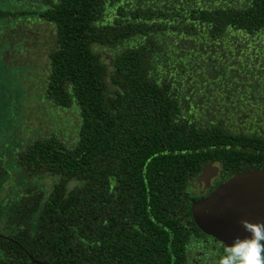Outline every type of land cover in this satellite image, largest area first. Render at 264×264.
I'll return each instance as SVG.
<instances>
[{
	"label": "trees",
	"instance_id": "1",
	"mask_svg": "<svg viewBox=\"0 0 264 264\" xmlns=\"http://www.w3.org/2000/svg\"><path fill=\"white\" fill-rule=\"evenodd\" d=\"M29 1L0 19L53 24L46 90L80 124L72 146L17 152L31 220L0 227V264H200L192 179L210 161L212 188L264 170V0ZM43 175L56 178L46 197Z\"/></svg>",
	"mask_w": 264,
	"mask_h": 264
},
{
	"label": "rangeland",
	"instance_id": "2",
	"mask_svg": "<svg viewBox=\"0 0 264 264\" xmlns=\"http://www.w3.org/2000/svg\"><path fill=\"white\" fill-rule=\"evenodd\" d=\"M28 2L0 0V8L22 9ZM54 32L53 24L38 14L0 19V155L9 169L0 181V203L19 195L22 179L15 166L18 151L38 138L55 136L68 146L77 140L80 114L76 103L69 108L56 105L46 90L47 53L56 47ZM108 85L112 93L113 87ZM55 180L43 175L34 185L46 197ZM74 185L69 182L67 187ZM192 246L199 252L197 262L205 264V250Z\"/></svg>",
	"mask_w": 264,
	"mask_h": 264
},
{
	"label": "water",
	"instance_id": "3",
	"mask_svg": "<svg viewBox=\"0 0 264 264\" xmlns=\"http://www.w3.org/2000/svg\"><path fill=\"white\" fill-rule=\"evenodd\" d=\"M217 167L211 161L199 174L198 191L210 185ZM195 224L205 234L231 244L236 236L245 237L240 221H264V170L236 173L218 184L191 206Z\"/></svg>",
	"mask_w": 264,
	"mask_h": 264
},
{
	"label": "clouds",
	"instance_id": "4",
	"mask_svg": "<svg viewBox=\"0 0 264 264\" xmlns=\"http://www.w3.org/2000/svg\"><path fill=\"white\" fill-rule=\"evenodd\" d=\"M248 236H236L223 249L218 264H264V221H240Z\"/></svg>",
	"mask_w": 264,
	"mask_h": 264
},
{
	"label": "flooded vegetation",
	"instance_id": "5",
	"mask_svg": "<svg viewBox=\"0 0 264 264\" xmlns=\"http://www.w3.org/2000/svg\"><path fill=\"white\" fill-rule=\"evenodd\" d=\"M217 167V173L216 176L210 179V185L208 188L203 189L201 192L198 191L199 182L197 180L199 174L204 169V165L202 166V169L200 170L199 174L195 176V178L192 179L190 183V188L195 192L196 195H198V199L204 197L208 192H210L213 188H215L218 184L224 182L218 183L215 187L212 188V186L215 184V182L218 180V165L213 163ZM232 176V175H231ZM230 177V176H229ZM228 177V178H229ZM21 190L19 189V195L11 201H7L5 204L0 203V227L6 228L8 226H13L14 222H10V219L12 216L15 215H23L22 216V222L20 223V228L24 227L23 223L29 222L28 217L25 215V211L27 212V209L25 211H22V208L19 206V203L17 202V199L21 196ZM15 201V202H14ZM33 215V214H32ZM31 215V218L33 217ZM36 216V213L34 214ZM205 234V233H204ZM204 237V245H205V264H218V260L220 256L223 254V249L225 246L230 245L226 244L224 241L218 240L212 236H209L205 234ZM0 255H2L0 253Z\"/></svg>",
	"mask_w": 264,
	"mask_h": 264
}]
</instances>
